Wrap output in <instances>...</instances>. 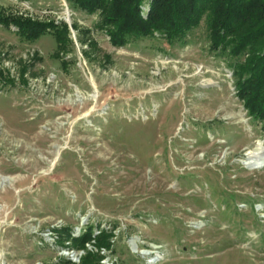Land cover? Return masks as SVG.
<instances>
[{
    "label": "rangeland",
    "instance_id": "rangeland-1",
    "mask_svg": "<svg viewBox=\"0 0 264 264\" xmlns=\"http://www.w3.org/2000/svg\"><path fill=\"white\" fill-rule=\"evenodd\" d=\"M0 16L64 29L55 54L50 31L0 22V264H264V165L242 163L264 119L204 16L123 45L66 0H0Z\"/></svg>",
    "mask_w": 264,
    "mask_h": 264
},
{
    "label": "trees",
    "instance_id": "trees-1",
    "mask_svg": "<svg viewBox=\"0 0 264 264\" xmlns=\"http://www.w3.org/2000/svg\"><path fill=\"white\" fill-rule=\"evenodd\" d=\"M66 1L80 10L97 11L98 27L115 45L125 44L131 36L154 32L167 41L179 40L204 16L209 48L216 55L230 57L236 96L249 116L264 119V0H146L143 13L142 0ZM0 22L13 23L26 38L50 31L56 40L55 54L62 47L60 32L64 29L53 21L0 16ZM90 233L87 228L71 237L72 242L80 246ZM87 258L82 259L83 264Z\"/></svg>",
    "mask_w": 264,
    "mask_h": 264
},
{
    "label": "bare ground",
    "instance_id": "bare-ground-1",
    "mask_svg": "<svg viewBox=\"0 0 264 264\" xmlns=\"http://www.w3.org/2000/svg\"><path fill=\"white\" fill-rule=\"evenodd\" d=\"M263 146L261 143H256L254 147L247 148L244 152V157L242 159V163L248 165L249 167H261L264 165V155H263ZM7 177H3L0 179L1 183L5 181ZM7 181V180H6ZM135 243V242H134ZM150 251H146L144 254H149Z\"/></svg>",
    "mask_w": 264,
    "mask_h": 264
},
{
    "label": "built area",
    "instance_id": "built-area-1",
    "mask_svg": "<svg viewBox=\"0 0 264 264\" xmlns=\"http://www.w3.org/2000/svg\"><path fill=\"white\" fill-rule=\"evenodd\" d=\"M143 9H145V7H143Z\"/></svg>",
    "mask_w": 264,
    "mask_h": 264
}]
</instances>
